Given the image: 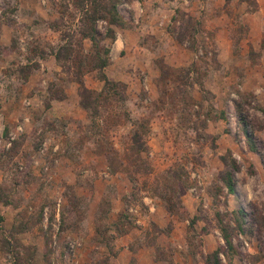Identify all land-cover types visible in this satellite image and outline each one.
<instances>
[{"label": "rangeland", "instance_id": "374dc122", "mask_svg": "<svg viewBox=\"0 0 264 264\" xmlns=\"http://www.w3.org/2000/svg\"><path fill=\"white\" fill-rule=\"evenodd\" d=\"M133 1L0 0V264H116L135 228L164 264H264V0L178 7L169 36L145 37L154 62L97 70L104 89L58 115ZM114 2L123 25L99 12L85 39Z\"/></svg>", "mask_w": 264, "mask_h": 264}, {"label": "crops", "instance_id": "0c3cea01", "mask_svg": "<svg viewBox=\"0 0 264 264\" xmlns=\"http://www.w3.org/2000/svg\"><path fill=\"white\" fill-rule=\"evenodd\" d=\"M185 1V3H184ZM135 0L131 3L130 8L134 13L133 18L131 19L133 26H129L125 23V27L115 32V39L112 40V44L110 46L109 52V63L103 70L107 78L111 79L114 77L112 74V68L117 70V67L123 62V59L127 58L131 54H134L136 57L147 56L148 64L152 61V57L154 56L153 52L145 46L143 43L146 36H154L158 34L159 36L170 35L167 28L169 24L172 22V13L178 7H182L185 9L188 5V2L191 3L189 9L195 10V13H198L200 10H203L202 3L197 4L198 0ZM39 2H45V6H47L46 0H39ZM245 2H242L241 5H244ZM119 8V7H118ZM51 11V7L50 10ZM189 11V12H190ZM53 14L54 12L51 11ZM124 20V18H122ZM212 20L215 22L221 21L217 17H212ZM188 57V50H184ZM168 53V51H167ZM233 51L231 48V56L233 55ZM169 54V53H168ZM191 55V59L193 54ZM184 53L180 54L178 57H182ZM151 56V58H150ZM50 58V62L56 61V57L53 54L48 56ZM135 57V58H136ZM196 57V56H195ZM169 58V55H166V59ZM189 59V58H188ZM189 59V60H191ZM137 61V60H136ZM48 62L47 59H41L40 63ZM127 62V61H126ZM186 64V60L184 58L181 59L180 65ZM121 67V66H120ZM150 67V66H149ZM150 69V68H149ZM42 75V77H49L50 70L45 68V66H40V68L36 71ZM112 72V73H111ZM144 73V71H143ZM98 72L90 71L83 75L82 82L71 83L70 88H67L65 91L66 96L64 98L65 102L62 105V109L58 112L59 116L71 115L69 107L77 108V111L81 112L79 102V94L78 89L81 85H86L88 87H92L96 89V91H102L104 86L100 84V82L94 81L98 77ZM94 81V82H92ZM33 82L25 83V89L30 87H35ZM134 89V88H132ZM30 99V98H29ZM24 100V99H23ZM24 102V101H23ZM32 103L31 99L28 104ZM142 222V221H141ZM130 233L124 235L120 238H117L114 243H112L113 247V255L109 258L110 262H115L116 264H164V262L157 257L155 244H145L144 242L136 243L135 241V229H132ZM83 248H85V244L79 243ZM112 249V248H111ZM91 260L95 258V255L90 256Z\"/></svg>", "mask_w": 264, "mask_h": 264}, {"label": "trees", "instance_id": "16d2710c", "mask_svg": "<svg viewBox=\"0 0 264 264\" xmlns=\"http://www.w3.org/2000/svg\"><path fill=\"white\" fill-rule=\"evenodd\" d=\"M112 10V11H111ZM95 12V15L91 18H89V20L91 21L92 23V26L90 28V31L91 33L89 32H84L83 33V37L86 39H90L93 43L96 42L95 40L97 39L96 35L98 36V31L96 30V25L94 24L95 22V19L96 17L99 15V12H106L107 14H111V25H119V26H122L123 25V19L121 17V15H119L118 13V5H117V2H114L110 7H107V6H98V8L94 11ZM101 17V16H100ZM102 17H104L102 15ZM107 32H110L109 34L107 33V36H105V38H109L111 40H114L115 39V31L111 30V29H108ZM107 53H108V50H105ZM55 57H56V60L57 62L60 63V59H61V55L58 54V53H55ZM109 57V55H108ZM109 63V59H106V62L105 63H102V65L100 66H97V68H95V70L97 71H102L103 73V79L106 81V82H109L107 76L104 74V69L105 67L108 65ZM95 70H92V71H95ZM90 72V71H89ZM88 73V72H87ZM86 74V73H84ZM82 107H84L85 109H87L88 107L86 105H83Z\"/></svg>", "mask_w": 264, "mask_h": 264}, {"label": "built area", "instance_id": "2783aa9c", "mask_svg": "<svg viewBox=\"0 0 264 264\" xmlns=\"http://www.w3.org/2000/svg\"><path fill=\"white\" fill-rule=\"evenodd\" d=\"M19 130H22V128H21V127H19Z\"/></svg>", "mask_w": 264, "mask_h": 264}]
</instances>
